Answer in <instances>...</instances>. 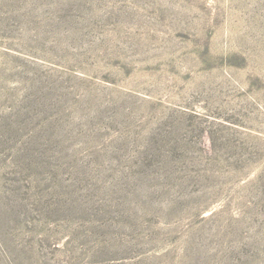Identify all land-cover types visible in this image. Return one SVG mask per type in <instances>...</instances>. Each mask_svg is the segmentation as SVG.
<instances>
[{"label":"rangeland","instance_id":"1","mask_svg":"<svg viewBox=\"0 0 264 264\" xmlns=\"http://www.w3.org/2000/svg\"><path fill=\"white\" fill-rule=\"evenodd\" d=\"M0 264H264V0H0Z\"/></svg>","mask_w":264,"mask_h":264}]
</instances>
